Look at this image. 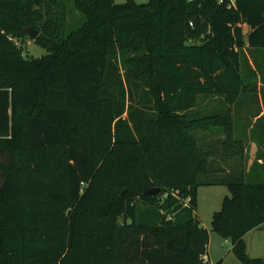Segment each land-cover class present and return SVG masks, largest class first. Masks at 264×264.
<instances>
[{"label":"trees","instance_id":"16d2710c","mask_svg":"<svg viewBox=\"0 0 264 264\" xmlns=\"http://www.w3.org/2000/svg\"><path fill=\"white\" fill-rule=\"evenodd\" d=\"M258 99L247 154L234 107ZM263 111L264 0H0V264H203L201 186L228 188L212 231L264 264L244 242L264 226ZM23 149L57 165L22 178Z\"/></svg>","mask_w":264,"mask_h":264},{"label":"rangeland","instance_id":"374dc122","mask_svg":"<svg viewBox=\"0 0 264 264\" xmlns=\"http://www.w3.org/2000/svg\"><path fill=\"white\" fill-rule=\"evenodd\" d=\"M71 1V0H70ZM130 0H114L117 5L125 4ZM137 4L144 5L148 4L150 0H133ZM75 12V11H74ZM79 17V21L82 20V16L75 12ZM81 23L76 20V24L70 23L67 27V32L76 30L80 27ZM245 33L248 31V27L246 24L242 25ZM24 52L27 56H30L35 59H40L46 55V51L35 44V41L28 38L26 42L23 44ZM257 58L260 60L262 58L261 53L257 54ZM260 78V73H258ZM261 97V95H259ZM42 105L45 107L50 103L57 102V98H51L50 96L43 97ZM262 100V98H261ZM261 100H255L253 102H248L246 108L243 107H234V111L236 113L234 120L236 119L239 125V129L237 131V138L240 140H244L247 154L249 150V146L251 141L253 142L252 134L249 130H246L247 124L250 126L249 115L251 113H257L259 109L262 108ZM199 106L201 109L208 108L209 105L206 100L199 97ZM219 106V102L217 100L214 101L213 107ZM248 114V116H247ZM239 119V121H238ZM254 122V121H253ZM255 132L253 137L255 138L254 145L251 147L252 159L250 160V164L255 161V153H262L263 155L264 148L261 150H257L255 143L261 144L264 142V120L259 122L255 127ZM179 137H182L179 135ZM214 138V137H213ZM212 138V139H213ZM210 134L207 139H205L206 143L209 144ZM173 140V139H172ZM216 140V139H215ZM221 140V139H220ZM213 145V144H212ZM220 147L219 144H214ZM203 146V145H202ZM209 146V145H208ZM210 149V148H207ZM253 151V152H252ZM246 154V157H247ZM212 155V154H211ZM209 155H206L207 162L209 160ZM29 156H33L34 161L31 162L28 158ZM59 155L52 157V155L45 156V158L35 152H31L29 150H21L19 151L20 162L16 164V171H18V176L24 177L25 175H35V174H45L51 170H54L57 165L56 161ZM264 158V157H263ZM256 172V171H254ZM257 173V172H256ZM215 175L211 179H216ZM226 197H231L228 188L223 186H201L198 189V208H197V218L199 219L203 228L208 230L210 235V245L208 249V254L204 257L206 259V264H244L233 252V246L230 240H225L217 233L212 231V219L213 215L216 212H219L223 208V203ZM244 242L246 247V254L248 257L252 259H262L264 260V226L261 229H255L244 235Z\"/></svg>","mask_w":264,"mask_h":264},{"label":"water","instance_id":"95a60500","mask_svg":"<svg viewBox=\"0 0 264 264\" xmlns=\"http://www.w3.org/2000/svg\"><path fill=\"white\" fill-rule=\"evenodd\" d=\"M27 33L29 35V38L33 41H36V39L39 37V32L32 29V28H27ZM160 192V189L159 188H154L150 191L147 192L148 195L150 196H154L156 194H158Z\"/></svg>","mask_w":264,"mask_h":264},{"label":"crops","instance_id":"0c3cea01","mask_svg":"<svg viewBox=\"0 0 264 264\" xmlns=\"http://www.w3.org/2000/svg\"><path fill=\"white\" fill-rule=\"evenodd\" d=\"M252 63V62H251ZM264 115V111L260 114V116L258 118H255L253 121L256 122L261 116ZM253 152V151H252Z\"/></svg>","mask_w":264,"mask_h":264},{"label":"built area","instance_id":"2783aa9c","mask_svg":"<svg viewBox=\"0 0 264 264\" xmlns=\"http://www.w3.org/2000/svg\"><path fill=\"white\" fill-rule=\"evenodd\" d=\"M201 261L203 262V264L207 263L206 259H204V258Z\"/></svg>","mask_w":264,"mask_h":264}]
</instances>
